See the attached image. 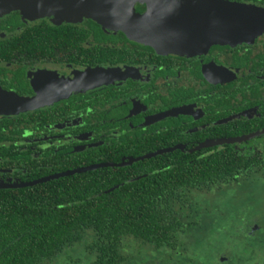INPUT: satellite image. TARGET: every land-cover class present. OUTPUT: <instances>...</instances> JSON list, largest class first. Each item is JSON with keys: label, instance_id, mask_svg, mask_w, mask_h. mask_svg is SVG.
Instances as JSON below:
<instances>
[{"label": "flooded vegetation", "instance_id": "af4514ba", "mask_svg": "<svg viewBox=\"0 0 264 264\" xmlns=\"http://www.w3.org/2000/svg\"><path fill=\"white\" fill-rule=\"evenodd\" d=\"M233 1L264 7V0ZM145 9L136 5L137 12ZM12 100L26 101L28 107L7 111ZM102 163L114 166L70 176L124 180L108 191L142 179L149 167L237 166L233 173L214 174L217 180L211 182L196 177L169 194L158 187L157 203L140 204L139 211L160 210L167 200L175 211H189L198 195L208 197L212 188L223 190L252 174L264 184V33L187 55L160 53L94 18L30 19L19 11L0 16V183H28ZM28 187L0 188V194L21 201L19 191ZM26 207L0 204L3 210ZM259 212L254 209L247 219L206 220L203 227L216 228L220 236L218 244L202 247V256L185 254L179 238L192 224L196 229L203 223L189 215L163 222L168 228L156 227L153 237L114 238L99 262L89 233L76 243L84 247L89 264H140L141 248H149L153 257L143 264H264V216ZM22 238L0 235V264H16ZM54 259L42 255L23 264H52Z\"/></svg>", "mask_w": 264, "mask_h": 264}, {"label": "trees", "instance_id": "16d2710c", "mask_svg": "<svg viewBox=\"0 0 264 264\" xmlns=\"http://www.w3.org/2000/svg\"><path fill=\"white\" fill-rule=\"evenodd\" d=\"M161 166L159 171L149 167L144 170L149 172L142 179L116 185L108 191L106 189L124 180L91 179L79 174L25 188L17 196L21 201H12L11 194H0V204L27 205L24 209H0V235L15 233L17 237L23 236L22 241L17 242L16 264L36 261L42 255L54 259L64 248L83 240L88 233L92 236L91 247H96L101 254L97 262L103 261V249L114 238L124 234L153 237L157 235L156 227L168 228L163 222L179 216L188 217L187 211H175L173 202L168 200L163 202L160 210L145 208L139 211L140 204L157 203L154 192L158 187L169 194V190L185 187L196 177L211 182L217 180L214 174L233 173L237 169L234 163ZM111 171L110 168L107 170ZM98 172L104 174L106 169ZM1 253L4 254L3 250Z\"/></svg>", "mask_w": 264, "mask_h": 264}, {"label": "water", "instance_id": "95a60500", "mask_svg": "<svg viewBox=\"0 0 264 264\" xmlns=\"http://www.w3.org/2000/svg\"><path fill=\"white\" fill-rule=\"evenodd\" d=\"M137 4L146 6L144 12H137ZM12 11H19L24 18L30 19L45 16L59 20L94 18L160 53L189 55L211 44L234 45L252 41L264 33V7L233 0H0V16ZM27 107L26 101L12 100L7 111L18 112ZM154 155L156 153L134 161ZM107 166L114 164H94L28 183L3 182L0 188L33 186Z\"/></svg>", "mask_w": 264, "mask_h": 264}, {"label": "rangeland", "instance_id": "374dc122", "mask_svg": "<svg viewBox=\"0 0 264 264\" xmlns=\"http://www.w3.org/2000/svg\"><path fill=\"white\" fill-rule=\"evenodd\" d=\"M263 178L257 175H249L239 179L238 183L225 186L223 190L212 188L208 197L198 195L195 198V204L188 212L191 219L195 221H203L198 223L196 229L194 224L187 228L183 233L179 234L182 240V247L185 248V254L199 253L201 256L207 249L209 243H219V232L214 228L215 224H210L214 229L203 227L206 220H219L224 218L246 219L254 209L260 211L259 215L264 216V184ZM201 228L203 230H201ZM200 229V230H199ZM217 237V238H213ZM74 250L61 254L53 260L52 264H89L90 257L85 254L82 244L76 243ZM144 252L138 257L140 264L152 261L148 255L151 251L149 248H141ZM147 249V250H146ZM157 258L159 256L156 255ZM161 264L162 261H161Z\"/></svg>", "mask_w": 264, "mask_h": 264}]
</instances>
